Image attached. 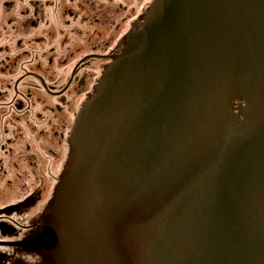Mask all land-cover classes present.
Returning a JSON list of instances; mask_svg holds the SVG:
<instances>
[{"label": "water", "instance_id": "water-1", "mask_svg": "<svg viewBox=\"0 0 264 264\" xmlns=\"http://www.w3.org/2000/svg\"><path fill=\"white\" fill-rule=\"evenodd\" d=\"M70 145L38 233L0 246L39 264H264V0H153Z\"/></svg>", "mask_w": 264, "mask_h": 264}, {"label": "flooded vegetation", "instance_id": "flooded-vegetation-1", "mask_svg": "<svg viewBox=\"0 0 264 264\" xmlns=\"http://www.w3.org/2000/svg\"><path fill=\"white\" fill-rule=\"evenodd\" d=\"M140 3L0 0V209L15 206L8 213L17 221L2 216L0 242L38 233L68 164L77 116L143 22ZM9 84L16 93L5 100ZM40 261L33 251L0 246V264Z\"/></svg>", "mask_w": 264, "mask_h": 264}, {"label": "rangeland", "instance_id": "rangeland-1", "mask_svg": "<svg viewBox=\"0 0 264 264\" xmlns=\"http://www.w3.org/2000/svg\"><path fill=\"white\" fill-rule=\"evenodd\" d=\"M140 1L141 0H134V5L138 2V3H140ZM152 1L153 0H142L141 1V3H140V5H142V4H144L145 3V5L142 7V9H140V5H139V9H138V13L140 14V16H143L144 14H146V12H147V10H148V8H149V6L151 5V3H152ZM148 7V8H147ZM51 195V194H50ZM53 195V194H52ZM9 197H11L12 198V196L10 195ZM51 199V197L49 198V200ZM6 200L7 201H9L10 199L9 198H6ZM49 200L47 201V203H49ZM47 205V204H46ZM46 205L43 207V208H45L46 207ZM15 217H18V216H15ZM16 219V218H15ZM14 251H16V250H14ZM11 252V254H13V251L11 250L10 251ZM29 252H27V254H26V256L25 255H23V258H24V260L25 259H27L28 261L30 260V261H32V255H29L28 254ZM16 254V253H15ZM15 254H14V258H16V259H18V258H20V260H21V258H22V255L19 253L18 255L19 256H15ZM26 261V260H25Z\"/></svg>", "mask_w": 264, "mask_h": 264}]
</instances>
